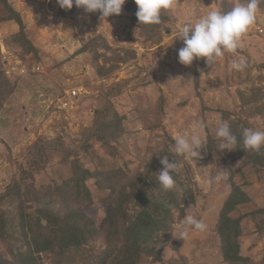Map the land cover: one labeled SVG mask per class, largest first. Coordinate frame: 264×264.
Wrapping results in <instances>:
<instances>
[{"label":"rangeland","instance_id":"rangeland-1","mask_svg":"<svg viewBox=\"0 0 264 264\" xmlns=\"http://www.w3.org/2000/svg\"><path fill=\"white\" fill-rule=\"evenodd\" d=\"M238 2L176 0L171 10H162L160 24L143 25L134 0H127L120 15L108 18L76 6L69 12L56 0H0V73L11 89L0 105V192L12 177H20L21 166L27 168L29 147L38 140L60 141L76 150L97 112L110 107L119 117L115 139L106 143L90 139L89 148H78L76 154L46 151L43 167L32 168V177L25 175L19 181L26 224L36 209L25 199L29 188L52 185L46 197L54 199L53 188L65 181L72 184L77 167L91 174L84 180L91 202L84 205L87 201L81 200V209L99 225L108 216L104 202L111 191L99 188L97 171L134 175L138 186L150 194L157 192L152 176L158 178L163 169L154 165L153 169L152 163L166 156L178 164L173 189L183 208L172 207L171 230L160 237L157 246H162L163 259L182 256L186 264H264V167L259 158L243 156L236 148L219 150L215 135L225 116L239 123L240 133L245 128L264 131V4L237 53H225L213 65L206 58L181 64L178 50L184 45L175 38L183 23L194 22L213 8L230 11ZM9 8L23 25L9 19ZM239 56L246 59L247 68L228 71L231 60ZM72 88H79V95L64 92ZM199 124L205 127L200 129ZM193 132L206 140L211 132L212 154L206 147L199 150L200 157L174 153V138ZM221 173L224 178L216 179ZM142 178L144 184L139 182ZM233 186L248 197L229 213V218L240 219L236 242L242 260L236 263L224 260L218 236L223 204ZM137 208L131 202L127 211L132 214ZM188 215L203 220L207 229L189 228L186 240L175 237ZM0 218L7 236L19 238L14 197L0 203ZM8 248V242L0 239V252L11 259ZM92 248L97 251L103 244L96 240L87 252ZM40 259L51 264L48 256L41 254ZM144 264L162 263L146 257Z\"/></svg>","mask_w":264,"mask_h":264},{"label":"trees","instance_id":"trees-1","mask_svg":"<svg viewBox=\"0 0 264 264\" xmlns=\"http://www.w3.org/2000/svg\"><path fill=\"white\" fill-rule=\"evenodd\" d=\"M74 6L71 10L74 9ZM11 14L9 19H15L17 24L23 25L19 14L9 8ZM11 17V18H10ZM124 61V60H123ZM105 74L102 72L101 75ZM120 88V84L117 86ZM11 91L9 83L4 75L0 73V105L4 97ZM100 110L94 118L93 126L87 130L83 140L78 144L76 150L67 149L60 141L43 142L38 140L36 144L29 147L27 168L21 166L20 177L10 179L5 190L0 192V203L6 197H14L18 203L19 214V238L8 237L4 230L3 218H0V239L8 242V251L11 259L5 258L0 252V264H42L40 255L50 258L51 264H144L146 257H151L155 262L162 264H186L181 256L175 259L164 260L161 254L162 246L159 240L162 234L169 233L172 225V207L182 210L179 193L174 189L165 191L161 188L158 178L152 176L157 192L145 194V186H138L134 175H128L120 170L107 172L97 171L99 188L109 189L110 195L105 198L104 206L107 207L108 216L99 225L88 219L81 207L91 202L89 192L84 180L91 174L85 169L81 173L74 168L73 183L65 181L59 187L53 188L54 197H46L52 189V185H46L27 193L26 200L36 204L34 216L25 223L24 200L20 197V180L24 176L32 177V168L43 167L47 161L46 151L57 150L58 152L76 154L78 148L87 150L90 139L106 143L118 136L119 117L111 108ZM114 118H110V113ZM229 122L232 131L237 136L238 153L248 158H259L264 167V149L260 152L244 148L242 132H239V123L232 118L224 117ZM214 138L211 132H207V152L212 154ZM161 157L155 159L152 168L160 169ZM206 159V158H205ZM222 160V158H220ZM156 165H155V164ZM154 165V167H153ZM89 176V177H90ZM145 179L139 180L144 184ZM32 186V184L30 185ZM192 191V190H188ZM30 197V198H29ZM136 202L138 208L129 214L127 206ZM248 202L247 195L238 187L233 186L232 191L223 204L221 212V224L218 226V236L222 241L221 253L224 260L231 263L241 261L238 254L237 237L240 234L238 224L240 219L229 218V213L234 211L238 205ZM100 240L103 248L97 251L92 248L87 252L89 244ZM24 248V249H22ZM15 249V250H14Z\"/></svg>","mask_w":264,"mask_h":264},{"label":"clouds","instance_id":"clouds-1","mask_svg":"<svg viewBox=\"0 0 264 264\" xmlns=\"http://www.w3.org/2000/svg\"><path fill=\"white\" fill-rule=\"evenodd\" d=\"M127 0H56L61 9L71 10L73 5L82 8L86 13L99 11L101 18L120 15ZM138 6L136 16L143 25L160 24L162 10H171L176 0H134ZM264 0H241L230 11L218 8L209 10L194 22L183 23L177 30L175 38L183 41V47L178 50L179 62L185 66L191 65L194 60L206 58V63L213 65L223 59L225 53H237L242 47V38L257 20L259 6ZM247 61L243 56L232 59L228 71H244ZM204 124L198 128L203 129ZM219 138V150H232L238 143L237 136L232 131L229 122H223L215 133ZM244 148L260 152L264 149V131L245 128L242 133ZM207 146V140L198 132L190 135H179L174 138V153L177 156L187 155L200 157V149ZM160 163L163 165L159 172L158 181L165 191L175 186L173 173L176 172L177 162H170L165 156ZM171 170V172H170ZM223 173L216 179H223ZM189 228L203 232L207 229L206 223L192 215L184 218L179 234L175 237L186 240L190 236Z\"/></svg>","mask_w":264,"mask_h":264},{"label":"built area","instance_id":"built-area-1","mask_svg":"<svg viewBox=\"0 0 264 264\" xmlns=\"http://www.w3.org/2000/svg\"><path fill=\"white\" fill-rule=\"evenodd\" d=\"M80 91L81 90L79 88H77V89L76 88H72L69 91H65L64 90V92L67 93L70 97H75V96L79 95Z\"/></svg>","mask_w":264,"mask_h":264}]
</instances>
